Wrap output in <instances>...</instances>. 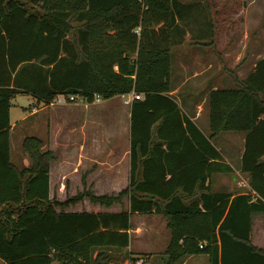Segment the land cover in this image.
I'll use <instances>...</instances> for the list:
<instances>
[{"label":"trees","instance_id":"trees-1","mask_svg":"<svg viewBox=\"0 0 264 264\" xmlns=\"http://www.w3.org/2000/svg\"><path fill=\"white\" fill-rule=\"evenodd\" d=\"M179 5V0H0L4 264H110L112 250L130 245L134 213L167 218L172 263L205 253L210 264H264V249L252 241L254 215L264 213V57L244 79L235 76L237 87L210 90L206 135L171 93ZM132 91L144 97L131 104L129 184L118 194L84 191L66 201L54 199L55 155L38 136L23 141L30 166L12 161L11 106L17 94L29 93L45 104L60 94L92 103L97 95L107 100ZM228 131L245 133L241 171L249 174L247 192L212 188L214 173L234 171L212 141ZM86 197L103 206L128 197L129 209L58 210Z\"/></svg>","mask_w":264,"mask_h":264},{"label":"rangeland","instance_id":"rangeland-1","mask_svg":"<svg viewBox=\"0 0 264 264\" xmlns=\"http://www.w3.org/2000/svg\"><path fill=\"white\" fill-rule=\"evenodd\" d=\"M179 1L180 30L174 32L177 42L172 48L171 75L173 84L179 86L180 90L171 93L185 110H189L192 105L196 107V103L202 105L201 119L207 116V127L203 123V128L208 132V94L211 88H203V84L194 83L192 78L183 82L186 77L193 75L194 70L204 69L200 77L207 79L214 73L213 70L219 69L220 87L233 88L238 85L236 71L241 69L245 56H240L239 46L236 50H228L243 36L246 28L255 32L257 26H264V0ZM241 4L252 7V17L248 16L250 19L246 27L239 24L243 18L238 11ZM72 24L76 25L77 22L73 20ZM208 69H211L210 73ZM70 99L63 95L53 103L45 104L27 93H19L12 99L11 119L14 125L17 124L11 133L12 161L20 168L30 166L31 159L24 149L23 141L27 136H38L43 140V149H52L55 155L50 166V193L54 199L66 201L84 191L118 194L129 184L127 118L131 105L125 104L122 95L92 103L77 95L75 99ZM35 109L38 110L31 114ZM25 114L27 118L20 120ZM244 135V132H222L213 137L212 141L221 148L227 160L237 166L240 163ZM212 188L214 191L247 192L250 190L249 178L242 171L217 172L213 174ZM128 202V197H125L123 202L105 206V209L124 210ZM95 204L86 197L77 204L60 207L58 210L95 209ZM138 216L135 214L134 220ZM141 216L144 222L150 219L146 214ZM164 219L162 214L156 216L154 222L157 234L152 238L157 240L145 245L152 249L138 251L136 254L139 256H132L127 248L112 250L110 264H124L126 261L135 263L137 259H144L147 261L145 264H173L163 244L167 235ZM142 225L145 223L142 222ZM139 227L142 228L141 225ZM253 236L254 243L264 245V213L254 216ZM201 254V259L204 258L201 264H209L205 253ZM0 264H4L1 259ZM53 264L60 263L55 261Z\"/></svg>","mask_w":264,"mask_h":264},{"label":"crops","instance_id":"crops-1","mask_svg":"<svg viewBox=\"0 0 264 264\" xmlns=\"http://www.w3.org/2000/svg\"><path fill=\"white\" fill-rule=\"evenodd\" d=\"M251 10H252V7H250V6L249 7H247L245 5L242 6V4H241V6L239 7L238 11L240 12V14L243 17V18H241L240 23H239L241 26L246 27L249 24L247 22V20L250 19V18H248V16L252 17L251 16ZM257 27H258V29L255 32L249 31L246 28L244 30L243 36H240L239 39H237L234 42V44L232 45V48H229V50H228V51L233 50V49L236 50L237 46H239L241 49V51H240L241 55L240 56H242V55L245 56L244 57L245 61L242 64L241 69H239V71H236V73L238 74V77L240 79H244L245 77H247V75L250 73V71H252V69L255 67L257 61L260 58L264 57V36H263L264 26L259 25ZM233 46H234V48H233ZM240 56H238V57H240ZM208 70H207L208 73H210L211 69H208ZM213 71H214V73L210 74L211 76H209V78L205 79V78H203V76L200 77V75H202L205 72L204 69L194 70L193 75L189 78L186 77V80L183 83H186L190 78H192L194 83H196L198 85L203 84V85H201V86H203V88L209 87V88H211L210 90L216 89V88H224V87H220V85L218 84V83H220L219 69L218 70L215 69ZM172 74H173V72H172ZM172 82H173V78H172ZM237 86L238 85H236L235 87H237ZM173 88H174L173 91H176V92H178L180 90V87L175 86L174 84H173ZM27 94H29V93H27ZM29 95H31V94H29ZM31 96H33V95H31ZM59 97H63V95L60 94L57 98H59ZM115 97H120V95H117ZM34 98L36 100H38L36 97H34ZM107 100H109V99H107ZM177 101L179 102L178 99H177ZM179 104L182 107L180 102H179ZM194 104H195V102H194ZM201 109H202V105L199 103H196V107H195V105H192L189 110H185L183 108V110L188 115H190L191 118L197 123V125L201 128V130L206 135H209L210 131L207 132V130L205 131L203 128V123H205V126L207 127V116H206V118L204 117L203 120L201 119V116H202V110ZM37 110L38 109H35L33 112H31V114L36 112ZM130 110H131V106L128 109V118H127V121H128L127 122L128 123V125H127V127H128V130H127V147H128L127 153L128 154H129V149H130V117H131V111ZM27 116L28 115L25 114L24 116H22V118L20 120L26 119ZM11 124H12L11 133H12L13 129L15 128V126L17 124L14 125V123H12V119H11ZM209 126H210V123H209ZM244 140H245V135L243 138V144L241 147V154H240V158H239L240 163L237 162L238 163L237 166H235L233 163H231L229 160H227V157H225L223 151L221 150L223 155H224L225 160L228 161L233 166L235 171H241V157H242V153L244 151ZM219 149H221V148H219ZM129 160H130V158H129ZM242 173L244 174V176H247L249 178L248 173H246V172H242ZM212 179H213V177H212ZM249 188L251 189L250 183H249ZM247 191H249V190H247ZM238 193H241V192H237L234 194H238ZM126 209H129V202H128V206L126 207ZM87 211L101 212V211H115V210L105 209V206L100 205V204H95V209H88ZM118 211H121V210H118ZM135 214L139 215L137 217V220L136 219L134 220ZM146 215L149 216V218H150L148 220V222H144L145 219L141 216L140 213H134L132 215V221H133L134 227H133V229H131V242L127 248V250L131 252L132 256H139V254H136V253H138V251H143V249H147V250L152 249L153 247L148 248V246H145V245L147 244V242L148 243H150V242L154 243V241L157 240L155 238L153 239L152 237H154L157 234V231H156L157 228H156L154 221H156V216L158 215V213H149ZM255 215H257V214H255ZM142 222L145 223L144 226L142 225ZM253 223H254V219H253ZM136 224L138 225L137 228H135ZM140 225L142 228L139 227ZM164 226H165V233L167 234L165 241H163L164 242L163 244L166 246L165 247V253H166V250H167L169 243H170V236H171V230L167 227V218L166 217L164 219ZM253 232H254V224H253ZM253 237L254 236L252 235V241L254 240ZM253 243H254V241H253ZM254 244L256 246L264 249V245H260L259 243L256 244V242ZM141 246H144V247H141ZM205 255L208 257L209 264H210L209 254H205ZM201 257H202V254H191V255H188L186 257L180 258L176 262H173V264H201L202 261L204 260V258L201 259ZM192 260H194V261L191 262ZM146 262L144 259H140V260L137 259L135 263H134V261H132V262L126 261L124 264H142V263L145 264Z\"/></svg>","mask_w":264,"mask_h":264},{"label":"built area","instance_id":"built-area-1","mask_svg":"<svg viewBox=\"0 0 264 264\" xmlns=\"http://www.w3.org/2000/svg\"><path fill=\"white\" fill-rule=\"evenodd\" d=\"M122 97L124 98L125 104L131 105L134 100H136V99H142L143 98V94L142 93H137L135 91H132L131 93L123 94ZM75 98H76V95H72L71 96V99L72 100L75 99ZM101 99L102 98L100 96H98V95L95 98L96 101H100ZM202 246H203V243H201V247Z\"/></svg>","mask_w":264,"mask_h":264}]
</instances>
